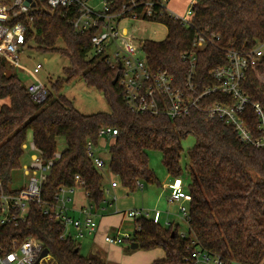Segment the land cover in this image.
Segmentation results:
<instances>
[{
    "label": "trees",
    "instance_id": "1",
    "mask_svg": "<svg viewBox=\"0 0 264 264\" xmlns=\"http://www.w3.org/2000/svg\"><path fill=\"white\" fill-rule=\"evenodd\" d=\"M127 1L106 0L111 12H120ZM155 12L151 18L166 27V37L161 41L143 40L141 48L152 70L169 68L179 83L186 70L180 54L193 50L191 42L197 33L214 34L213 43L196 51L198 90L213 84L209 71L225 65L229 48L247 50L264 42V0H196L186 26L169 17L163 8L155 6ZM135 13L140 14V7ZM70 14V10L47 6L44 0H35L29 14L32 19L23 45L32 41L36 50L69 59V65L63 68L65 77L55 81L44 101L34 102L14 68L0 58L3 187L9 184L12 171L21 166L22 145L29 132L46 160L57 151V140L62 137L65 148L43 184V199L52 200L60 186L74 185L77 175L88 203L101 207L106 185L86 155V143L96 146L99 128L110 126L118 134L108 146V171L121 185L130 190L140 183L160 185L149 166L150 150L160 152L169 176L182 177L186 172L189 177L186 233H181L175 223L163 226L150 217L135 219L140 228H134L127 241L138 243L142 250L161 248L164 252L163 258L150 264H191L193 246L220 255L226 264H264V148L240 141L231 126L217 118L208 119L197 110L173 120L164 115L131 112L123 103L121 88L112 83L118 71L91 54L94 30L75 33L68 23ZM77 78L102 94L108 112L82 114L61 93L64 84ZM241 89L251 101L264 107V59L246 72ZM223 101L229 100L216 93L205 97L201 105ZM243 116L255 131L257 121L251 106ZM188 137H193L194 143L182 169V141ZM61 233L58 224L33 205L26 222L0 225V245L8 250L13 238L35 236L56 264H102L97 255H81L79 245L71 238H62Z\"/></svg>",
    "mask_w": 264,
    "mask_h": 264
},
{
    "label": "built area",
    "instance_id": "2",
    "mask_svg": "<svg viewBox=\"0 0 264 264\" xmlns=\"http://www.w3.org/2000/svg\"><path fill=\"white\" fill-rule=\"evenodd\" d=\"M51 8L70 10L68 23L75 33H85L94 30L91 36V54L100 56L112 69L118 71L116 83L121 88L122 100L126 107L133 113L164 115L169 119L186 117L192 110L205 114L208 119H220L231 126L237 138L256 148H264V107L259 102H253L241 89V83L246 78V72L254 69L264 59V42L257 43L247 50L229 48L225 52L226 63L209 71L213 84L197 89L195 81L196 51L213 43L214 34L197 33L191 42L193 50L180 54V60L186 64L183 80L178 79L169 68L152 70L147 63L146 53L141 48V42L136 40L126 28H118L117 23L124 18L155 21V6L165 9L169 17L179 21L182 25H189L193 15L192 5L196 0H191L185 11L180 16L169 11L165 4L168 0H128L120 12L109 11L106 0H102L101 8H93L87 4L88 0H44ZM35 5V0H0V58L5 59L14 69L21 67L19 51L23 45V38L27 24L32 19L30 11ZM140 7V14L136 9ZM129 13V15H127ZM150 19V20H149ZM158 22V21H155ZM161 23V22H159ZM41 69L37 64L33 67L34 75ZM30 98L40 103L48 95L46 87L39 81L31 82L26 86ZM220 94L229 101L214 102L205 106L201 102L205 97ZM251 106L257 121L253 131L247 124L243 114ZM117 129L110 126H101L98 130V144L95 146L90 141L86 143V155L92 165L98 169L105 166L101 157L97 155L100 140L105 143L114 141ZM110 145V144H109ZM108 146V145H107ZM29 149V163L21 164L23 175L27 182L19 189L3 187L0 181V225L17 226L26 222L31 206L41 208L43 214L51 221H55L61 229L62 238L76 240L86 235L94 234L97 222L92 212L95 208L88 203L87 207L78 210V215L70 214L69 203L77 188L82 189V181L75 176L74 185L60 186L52 200L42 197V187L51 172L54 163L60 158L61 153L54 152L51 159H44L41 151L31 142L22 145ZM117 183L112 182L111 186ZM169 190L168 200L177 203L178 213L185 221L188 219V207L184 202L190 201V193L181 177H171L167 184ZM107 192V190H105ZM85 196L86 193L84 192ZM112 201H106L113 205ZM80 215V216H79ZM123 216L136 219L146 216V213L127 210ZM154 223L160 221V213L155 210L151 217ZM139 229V225H135ZM131 235H106L105 242L121 244ZM44 248L42 242L35 236H27L23 240L13 238L10 249L6 250L0 245V264H56L48 253L40 257ZM191 264H226L224 259L215 253L208 252L198 246L192 247Z\"/></svg>",
    "mask_w": 264,
    "mask_h": 264
},
{
    "label": "rangeland",
    "instance_id": "3",
    "mask_svg": "<svg viewBox=\"0 0 264 264\" xmlns=\"http://www.w3.org/2000/svg\"><path fill=\"white\" fill-rule=\"evenodd\" d=\"M102 0H88L87 4L93 8H101ZM188 0H168L165 4L169 11H172L180 16L185 15V11L188 7ZM118 28H126L129 33H132L136 40L147 39L153 41H161L166 37L167 29L159 22L139 20L134 18H124L117 23ZM61 45V42H58ZM91 55V54H90ZM88 55V56H90ZM19 60L21 67L14 70L18 74L19 78L26 86L27 84L35 81L41 82L48 92L53 91L52 85L57 79H63L65 77L63 68L69 65V59L65 56H61L54 52H42L34 49L32 41L22 45L19 51ZM37 64L41 65V69L34 75L28 74L33 72V67ZM66 97H68L73 106L82 114H91L94 112H108L109 106L102 94L95 88L90 87L84 83L81 79H74L69 83L64 84L61 91ZM102 139L100 140V147L97 155L101 157L105 163V166L98 168L97 170L103 175L102 184L116 180V178L108 171L109 151L108 146L113 141L108 140L105 146L102 145ZM32 142L31 133L29 132L26 139V144L29 145ZM194 138L188 137L182 141L183 151L180 158V166L185 169V165L188 162L187 151L193 145ZM108 145V146H107ZM65 148V141L62 137L57 140V151L61 152ZM30 150L25 149L21 159V164L29 163ZM149 166L154 171L155 175L159 179L160 185H149L147 183H140L134 189L121 185L118 181L116 188L109 187V191L104 192V198L111 200L114 197L113 206L104 209L103 214L106 211H110V214L114 215L113 221L117 223L119 227V233L124 235L128 233L133 234L135 228V219L127 218L123 216V212L127 210L140 211L147 214V217H152L155 210L160 213V224L165 226L168 223H175L178 225V229L181 233H186L187 222L180 217L178 213L176 203H171L168 200L169 190L163 188V185L170 181V177L161 163V154L159 151H149ZM113 178H112V176ZM184 185L189 183V177L186 172L181 177ZM27 179L23 175V169L21 166L14 169L11 173V180L8 184L9 189H19L23 184H26ZM72 201L68 204L69 207L79 201L81 204L87 203L85 196H83V189L77 188L76 192L72 195ZM188 207V202L183 203ZM73 215H78L74 211H70ZM80 216V215H79ZM90 236H84L78 238L75 243L79 245V252L83 256H87L91 250ZM129 241L126 243V247L129 246ZM122 246V245H120ZM102 264H109L106 261V255L102 251L101 253Z\"/></svg>",
    "mask_w": 264,
    "mask_h": 264
},
{
    "label": "crops",
    "instance_id": "4",
    "mask_svg": "<svg viewBox=\"0 0 264 264\" xmlns=\"http://www.w3.org/2000/svg\"><path fill=\"white\" fill-rule=\"evenodd\" d=\"M188 1L190 2L191 0H188ZM106 144L104 141H102L103 146H105ZM112 178H113V176H112ZM115 181L117 182V179L109 182L108 184H106V182H105L107 191H109V187L116 188L118 186V182H117L116 186H111V183L115 182ZM169 182L164 184L163 188L167 189V184ZM83 196H85L84 191H83ZM85 198H86V196H85ZM112 199L108 200V199L104 198L103 205L99 208H94L92 211L94 213V217H95L96 222H97V228H96V231L94 234L86 235V236H90L89 239H90V243H91V248H90L91 250L89 251L88 254L97 255L100 258V260L102 261L101 253L103 251L106 255V261L109 264H150L155 259L163 258L164 252L161 248H154V249H150V250H142L140 248L131 249L130 244H129V246H128L129 250H128L126 247L127 246L126 243L128 241L124 240L123 243L118 244V245L117 244H109V243L105 242L104 237L106 235H115V234L121 235V233H119V230H118L120 226H116L117 223L113 221L114 215L110 214L109 210L105 212L106 214H103L104 209L106 210L107 207L112 209L111 207L113 205H108L106 202V201H109V203H110L112 201ZM75 202L76 203H74V205H72L70 207V211L72 209V211H74L76 214H78L79 209H81L83 207H87V206H85V204H81L79 201H75ZM86 205H88V201H87ZM120 245H122V246H120Z\"/></svg>",
    "mask_w": 264,
    "mask_h": 264
},
{
    "label": "water",
    "instance_id": "5",
    "mask_svg": "<svg viewBox=\"0 0 264 264\" xmlns=\"http://www.w3.org/2000/svg\"><path fill=\"white\" fill-rule=\"evenodd\" d=\"M116 81H117V77H114V79L112 80V83L116 84ZM130 248L131 249L138 248V243H136V242L130 243ZM48 253H49L48 249L44 247L41 254H40V257H43V256L47 255Z\"/></svg>",
    "mask_w": 264,
    "mask_h": 264
}]
</instances>
